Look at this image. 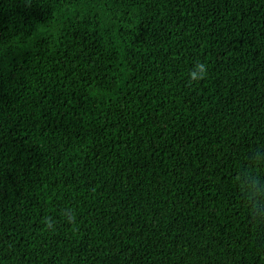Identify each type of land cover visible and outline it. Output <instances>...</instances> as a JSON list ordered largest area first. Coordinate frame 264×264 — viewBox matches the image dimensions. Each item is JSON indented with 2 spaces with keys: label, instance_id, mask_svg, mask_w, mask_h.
<instances>
[{
  "label": "trees",
  "instance_id": "obj_1",
  "mask_svg": "<svg viewBox=\"0 0 264 264\" xmlns=\"http://www.w3.org/2000/svg\"><path fill=\"white\" fill-rule=\"evenodd\" d=\"M260 145L264 0H0V264H264Z\"/></svg>",
  "mask_w": 264,
  "mask_h": 264
},
{
  "label": "clouds",
  "instance_id": "obj_2",
  "mask_svg": "<svg viewBox=\"0 0 264 264\" xmlns=\"http://www.w3.org/2000/svg\"><path fill=\"white\" fill-rule=\"evenodd\" d=\"M208 66L203 62L193 64L189 72L192 82H199L208 76ZM233 182L244 205L246 215L257 225L264 227V146H256L235 165ZM79 211L65 207L60 216L65 224L77 228ZM44 230L55 232L56 220L46 216L42 220Z\"/></svg>",
  "mask_w": 264,
  "mask_h": 264
}]
</instances>
